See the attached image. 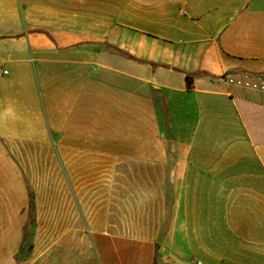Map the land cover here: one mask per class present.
<instances>
[{
    "label": "crops",
    "instance_id": "obj_1",
    "mask_svg": "<svg viewBox=\"0 0 264 264\" xmlns=\"http://www.w3.org/2000/svg\"><path fill=\"white\" fill-rule=\"evenodd\" d=\"M0 69V264H264V0H0Z\"/></svg>",
    "mask_w": 264,
    "mask_h": 264
},
{
    "label": "built area",
    "instance_id": "obj_2",
    "mask_svg": "<svg viewBox=\"0 0 264 264\" xmlns=\"http://www.w3.org/2000/svg\"><path fill=\"white\" fill-rule=\"evenodd\" d=\"M7 72H8L7 70L3 71V73H7ZM237 83L243 87L252 88V89L259 90V91H264V83H261V82H256V81L248 80V79H241V80H237Z\"/></svg>",
    "mask_w": 264,
    "mask_h": 264
},
{
    "label": "rangeland",
    "instance_id": "obj_3",
    "mask_svg": "<svg viewBox=\"0 0 264 264\" xmlns=\"http://www.w3.org/2000/svg\"><path fill=\"white\" fill-rule=\"evenodd\" d=\"M1 70V69H0ZM27 241H30L34 233V223L30 220L27 224Z\"/></svg>",
    "mask_w": 264,
    "mask_h": 264
},
{
    "label": "trees",
    "instance_id": "obj_4",
    "mask_svg": "<svg viewBox=\"0 0 264 264\" xmlns=\"http://www.w3.org/2000/svg\"><path fill=\"white\" fill-rule=\"evenodd\" d=\"M187 78H188L189 85H190V83H191V77L188 75ZM32 202H33V201H32V196H31V205H32ZM27 233H28V232H27ZM22 253H23V252L21 251V255H22ZM25 257H26V256H25Z\"/></svg>",
    "mask_w": 264,
    "mask_h": 264
}]
</instances>
